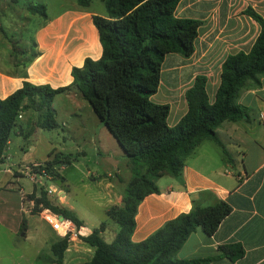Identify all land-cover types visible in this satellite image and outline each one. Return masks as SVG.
<instances>
[{
	"label": "crops",
	"instance_id": "1",
	"mask_svg": "<svg viewBox=\"0 0 264 264\" xmlns=\"http://www.w3.org/2000/svg\"><path fill=\"white\" fill-rule=\"evenodd\" d=\"M89 5L80 6L76 1L73 7H65L50 17H43L30 39H15L19 47L26 49L25 53H13L10 43L2 35L0 98L13 93L25 81L37 85L48 84L52 88L69 86L73 79V67H81L86 58L95 60L101 56L102 47L92 17L104 15L105 9L98 11ZM247 7H252L264 18V0H180L177 4L174 10L176 17L198 19L201 24L194 40L193 53L188 57L167 53L161 64L159 86L151 100L169 104V126L176 125L186 113L185 91L192 86L197 75L206 77L205 90L212 103L220 84L221 65L225 58L239 51L250 50L260 26L244 13ZM31 15L28 16L30 20ZM260 80L259 86L243 89L237 97V103L247 109V115L237 122L224 121L216 129L229 158L223 156L221 148L214 141L205 139L185 160L178 177H159L156 181L159 191L145 196L137 206L132 241L147 238L166 221L188 212L193 201L206 206L220 199L231 206L230 213L212 235L205 234L200 228L193 231L177 251V258L208 259L198 264H264V76ZM59 94L75 99L80 97L74 89ZM23 114L30 115L32 126H19L16 134L27 137L36 133L37 129L46 130L40 127V113L28 109L18 119L23 118ZM101 126L99 129L103 138L114 150H118V156L123 157L125 154L121 147L115 139H111L113 136L105 125ZM48 143L44 142L42 154H36L33 145L31 150H22L21 156L16 158L11 152L9 138L5 149V156L9 160L5 159L0 166V238L8 236L15 242L30 240L35 248V261L42 253L51 256V245L61 238L40 214L42 209L36 215L31 212L34 200L30 195L34 187L39 189L42 186L39 183L52 185L53 191H47L48 197L55 204L73 211L82 221L78 227L80 236H87L105 222L100 218L96 220L91 208L98 204L108 217L109 207L122 205L124 190V180L117 178L121 187L117 186L110 173L87 172L85 176L97 192L90 210L80 217L66 196L69 182L61 171L67 166H59L63 180L55 178L53 184L49 179L40 178L42 182L37 178L33 181L28 176L32 164H42L51 158L50 153H57ZM97 150L100 155L104 154L101 148ZM116 170L119 175V168L116 167ZM31 200L32 208H23V204L24 207L30 206L28 201ZM88 223H91V227ZM105 223L100 236L110 243L114 240L117 226L113 220ZM76 240L81 241V264L92 258L95 248L79 237L68 240L63 264H74L77 259L79 253L76 248H73L70 261L66 259L67 251ZM231 244H240L244 251L235 260L222 254L219 249L220 245ZM20 252L23 259L32 255L23 249Z\"/></svg>",
	"mask_w": 264,
	"mask_h": 264
},
{
	"label": "trees",
	"instance_id": "2",
	"mask_svg": "<svg viewBox=\"0 0 264 264\" xmlns=\"http://www.w3.org/2000/svg\"><path fill=\"white\" fill-rule=\"evenodd\" d=\"M88 6L91 0H76ZM104 15H93L102 47L98 59L86 58L81 67L71 70L69 86L52 88L48 84L23 82L22 86L5 98H0V166L5 161V149L17 119L32 109L41 116L40 127L57 126L52 102L55 95L76 90L86 100L95 115L105 125L124 154L130 159L132 177L123 190L122 205L111 206L107 215L117 226L114 240L105 242L100 232L102 222L81 240L95 248L92 258L84 264H198L206 260L177 258V251L188 236L200 228L212 235L220 222L230 213L231 206L223 200L202 206L197 201L188 212L166 221L147 238L134 242L138 204L151 193H157V179L163 175L178 177L185 160L205 139L214 141L227 159L229 153L216 129L224 121L237 122L247 115V109L237 103L241 90L259 86L264 76V18L252 7L244 13L254 19L260 31L248 52L228 55L221 65L220 84L214 102L210 103L205 90L206 77L197 75L185 91L187 111L174 126L167 124L169 104L155 103L151 96L157 92L161 64L167 53L185 57L194 50V40L201 21L176 17L174 10L180 0H100ZM15 2V0H13ZM32 15L46 16L45 5L24 3ZM15 54L25 53L14 35L2 29ZM50 159L31 171L47 172L54 179L63 180L58 169L68 166L71 158L63 153H50ZM30 197L34 211L48 208L76 227L82 221L75 213L55 204L44 186L33 188ZM68 238L61 237L51 245L49 264H63ZM221 253L231 260L244 253L240 244L220 245Z\"/></svg>",
	"mask_w": 264,
	"mask_h": 264
},
{
	"label": "rangeland",
	"instance_id": "3",
	"mask_svg": "<svg viewBox=\"0 0 264 264\" xmlns=\"http://www.w3.org/2000/svg\"><path fill=\"white\" fill-rule=\"evenodd\" d=\"M30 0H0V38L3 39L1 30L4 29L8 35H14V39L28 40L37 27V24L44 19L39 15H31L24 8V3ZM39 1L46 7V15L52 16L62 8L73 7L76 5V0H32ZM90 8L98 11H104V5L100 0H91ZM3 55H0V62ZM52 108L55 110V121L57 126L53 129H37L36 133H31L27 137L16 134L19 126L30 127L29 114H23V118L17 119V125L13 128L10 135L11 152L18 158L22 154V150L29 149L35 146L33 150L36 154H42L45 149L44 142H49L47 145L55 149V152L64 153L70 156L71 166H67L62 170V174L69 182V188L66 193L67 199L73 204L77 210V214L81 217L84 212L90 210L93 204V198L97 190L93 183L86 178V173H110L112 180L119 184L120 180H124L123 186L132 177V165L130 159L123 155H117L118 150H114L113 146L106 141L100 132L101 125L99 118L93 112L90 104L81 97L71 98L65 94L56 95L52 102ZM100 128V129H99ZM100 136V137H99ZM112 137V136H110ZM98 139L101 143L98 144ZM114 139V138H111ZM114 141V140H112ZM101 148L104 151L100 155L97 150ZM82 153V154H81ZM116 167L119 168L120 174L117 175ZM89 175V174H88ZM40 179V178H39ZM46 179V178H43ZM43 179L41 180L43 182ZM52 181V180H51ZM39 183V182H38ZM45 186V183H39ZM37 214L38 211H31ZM92 214L97 220L110 222L109 217L104 215L102 209L95 204L94 209L91 208ZM91 227V223H88ZM74 246L67 251V260L72 258L73 248H76L79 253L74 264H81V241L76 240ZM25 250L29 255L28 258H21V250ZM35 248L30 240H17L16 242L5 236L0 238V264H49V256L42 253L39 260L33 259ZM84 263V262H82Z\"/></svg>",
	"mask_w": 264,
	"mask_h": 264
},
{
	"label": "built area",
	"instance_id": "4",
	"mask_svg": "<svg viewBox=\"0 0 264 264\" xmlns=\"http://www.w3.org/2000/svg\"><path fill=\"white\" fill-rule=\"evenodd\" d=\"M20 117V116H19ZM5 159L9 160V157L5 156ZM38 164H32L31 166H37ZM28 176L31 180L36 181L37 178H46L49 180H52V184L54 181V178L48 174L47 172L41 171L40 174L34 173L31 171L29 167ZM52 185L45 186L46 191H53ZM26 205V204H25ZM28 207L23 208L28 209L32 208L33 201H28ZM40 214L43 216V218L51 225L52 229L59 235V237H67L68 240L79 238L81 235L80 228L76 227V225L69 221L68 219L62 218L56 213L52 212L50 209H42L40 211Z\"/></svg>",
	"mask_w": 264,
	"mask_h": 264
}]
</instances>
